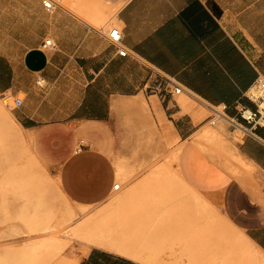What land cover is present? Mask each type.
Returning <instances> with one entry per match:
<instances>
[{
  "label": "crops",
  "instance_id": "0c3cea01",
  "mask_svg": "<svg viewBox=\"0 0 264 264\" xmlns=\"http://www.w3.org/2000/svg\"><path fill=\"white\" fill-rule=\"evenodd\" d=\"M43 1L0 0V94L14 99L13 119L35 138L39 153L64 165L68 190L84 204L106 202L114 181L107 158L87 152L71 160L72 127H104L122 100L156 96L145 85L164 74L184 90L157 96L161 117L183 143V181L216 202L264 254V126L234 141L222 120L219 134H232L223 148L204 140L207 118L198 120L206 104H226L230 116L238 101L255 109L247 95L264 78V0H128L108 30L70 7L48 10ZM115 27L123 34L121 46L108 39ZM50 38L55 45L45 47ZM122 47L126 56L119 54ZM188 99L202 108L188 111ZM86 264L143 263L96 246Z\"/></svg>",
  "mask_w": 264,
  "mask_h": 264
},
{
  "label": "rangeland",
  "instance_id": "374dc122",
  "mask_svg": "<svg viewBox=\"0 0 264 264\" xmlns=\"http://www.w3.org/2000/svg\"><path fill=\"white\" fill-rule=\"evenodd\" d=\"M55 1L108 30L128 0ZM159 104L157 96L141 94L114 105L104 127H72L77 135L71 160L95 153L114 170L107 201L84 204L82 195L68 190L64 165L40 154L35 138L16 124L14 99L0 94V264H86L97 239L131 248L138 257L114 252L143 264H264V254L232 227L218 204L183 181V143ZM186 107L202 108L190 99ZM210 114L204 110L198 120ZM222 126L208 124L204 140L226 148L232 134L221 136ZM81 141L86 147L77 153ZM95 217H101V235L79 228Z\"/></svg>",
  "mask_w": 264,
  "mask_h": 264
},
{
  "label": "built area",
  "instance_id": "2783aa9c",
  "mask_svg": "<svg viewBox=\"0 0 264 264\" xmlns=\"http://www.w3.org/2000/svg\"><path fill=\"white\" fill-rule=\"evenodd\" d=\"M43 2L48 10H53L57 6L55 0H44ZM108 39L113 44L121 46L123 34L118 27H115L109 31ZM54 45L51 38L46 40L44 44L45 47H53ZM119 54L126 56L127 50L122 47ZM145 89L147 93L159 96L162 99L168 96L180 95L184 92L182 86H180L173 77L164 74H158L153 81L147 82ZM247 97L255 103V109L238 101L236 104V114L234 116L228 114V106L226 104H206L211 113L207 117L208 124L216 126L224 120L230 125L233 132L232 134L235 137L242 138L244 136L254 135L258 127L264 126V78H258L256 80ZM16 103L21 104V100L18 99ZM239 134H242V136ZM84 147H86L85 143L81 141L76 150L77 153L82 152Z\"/></svg>",
  "mask_w": 264,
  "mask_h": 264
},
{
  "label": "bare ground",
  "instance_id": "6f19581e",
  "mask_svg": "<svg viewBox=\"0 0 264 264\" xmlns=\"http://www.w3.org/2000/svg\"><path fill=\"white\" fill-rule=\"evenodd\" d=\"M120 188V185L117 183L115 185V189H119ZM101 218V217H100ZM100 218L98 217H95V218H92V219H88L87 221H84L80 226L79 228L82 226L83 228H87L91 229V233L92 235L96 236V233L100 234L102 232H100V227L103 225ZM96 223V224H95ZM99 231V232H97ZM94 241V245L95 246H99V247H105V248H109L113 251H116V252H120L122 254H127V255H131V256H135V257H138L136 253L134 252H130L131 248H128V247H124V246H121L119 244H116V243H111V242H108V241H104V240H101V239H97V240H93Z\"/></svg>",
  "mask_w": 264,
  "mask_h": 264
}]
</instances>
